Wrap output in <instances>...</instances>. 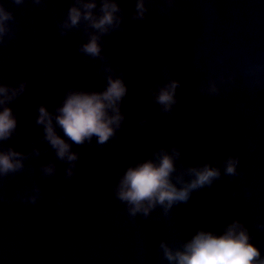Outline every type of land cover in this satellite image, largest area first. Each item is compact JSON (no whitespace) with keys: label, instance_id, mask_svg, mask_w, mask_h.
<instances>
[{"label":"water","instance_id":"95a60500","mask_svg":"<svg viewBox=\"0 0 264 264\" xmlns=\"http://www.w3.org/2000/svg\"><path fill=\"white\" fill-rule=\"evenodd\" d=\"M73 2L0 0L14 16L0 43V84L27 81L9 105L18 134L0 145L25 154L41 150L0 184V264H169L161 241L178 247L198 229L221 233L235 219L246 224L264 258V228L258 227L264 225V0H145L144 19L133 18L137 0H117L122 20L101 39L104 60L79 51L87 42L83 26L61 34ZM102 65L124 73L126 119L104 145L95 137L73 144L79 159L68 179L69 164L36 123L38 107L54 112L69 88L104 90ZM170 79L181 82L172 114L162 112L149 91ZM210 80L221 95L199 90ZM174 144L182 151L178 169L209 163L223 174L233 156L240 174L222 175L168 216L157 207L133 220L115 195L119 177ZM53 161L56 173L43 176L41 166ZM37 185L42 197L25 201L38 195Z\"/></svg>","mask_w":264,"mask_h":264},{"label":"clouds","instance_id":"9594fccd","mask_svg":"<svg viewBox=\"0 0 264 264\" xmlns=\"http://www.w3.org/2000/svg\"><path fill=\"white\" fill-rule=\"evenodd\" d=\"M14 2L22 5L25 0ZM34 3L39 4L40 0H34ZM147 10L145 0H137L133 18L144 19ZM121 11L117 0H74L60 25L61 34L66 35L70 30L83 26L87 42L80 45L79 51L86 57L104 60L101 39L120 27L122 17L117 14ZM13 19V13L0 5V43L6 42L4 36L10 31L7 22ZM14 36L15 33H12L9 38ZM102 70L107 73L104 90L69 88L54 112L43 104L38 107L36 123L43 126V139L54 149L57 158L69 164L66 169L68 179L74 175L79 159V153L72 150L73 144H90L95 137L97 144L104 145L116 137L126 119L122 111V103L128 93L124 73L116 74L110 65H102ZM220 80L224 83L223 77ZM180 86L178 79H170L163 85H157L158 90L149 89L162 112L172 114L173 106L178 102L177 89ZM26 88L27 81L20 82L18 86L0 84V142L18 134V119L9 105ZM199 90L210 97L221 95V88L216 80H210L207 87L202 86ZM140 123H148L147 117ZM57 128L62 129L63 136L58 133ZM40 151L39 148H34L32 152L25 154L12 147L3 149L0 145V184L9 175L23 171L25 160L33 155L39 156ZM209 154L215 155L214 152ZM181 157L182 151L178 145L174 144L170 149L160 148L151 158L129 166L119 177L114 189L115 195L127 206L130 218L134 220L137 215L147 218L157 207H162L164 215L168 216L175 205L188 203L194 192L212 187L222 175L234 177L240 174L239 157L229 156L224 161L223 174L219 167H213L209 163L198 166L181 165L178 169L177 161ZM41 171L46 177L54 175L55 162L42 165ZM35 191L38 195L25 201L36 203L42 197L39 185ZM3 198L0 195V199ZM258 227L264 228V225ZM251 241L252 236L246 224L235 219L221 233L201 228L178 247L168 241H161L159 247L169 264H264L261 250Z\"/></svg>","mask_w":264,"mask_h":264}]
</instances>
